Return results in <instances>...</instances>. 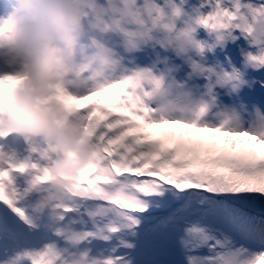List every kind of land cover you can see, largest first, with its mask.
I'll return each instance as SVG.
<instances>
[{
	"label": "snow or ice",
	"instance_id": "snow-or-ice-1",
	"mask_svg": "<svg viewBox=\"0 0 264 264\" xmlns=\"http://www.w3.org/2000/svg\"><path fill=\"white\" fill-rule=\"evenodd\" d=\"M142 3L109 83L70 97L99 152L81 179L95 197L64 219L103 264H264V0ZM16 79L0 68V89ZM16 147L0 169V264H63L66 234L20 198L52 156Z\"/></svg>",
	"mask_w": 264,
	"mask_h": 264
},
{
	"label": "clouds",
	"instance_id": "clouds-1",
	"mask_svg": "<svg viewBox=\"0 0 264 264\" xmlns=\"http://www.w3.org/2000/svg\"><path fill=\"white\" fill-rule=\"evenodd\" d=\"M146 22L142 0H9L0 18V68L18 77L0 89V169L19 160L11 140L46 147L52 156L44 182L25 174L20 198L47 230L66 234L63 264L104 261L82 247L85 237L64 219L68 206L95 197L81 179L99 152L68 110L78 103L70 97L105 87L124 59V38Z\"/></svg>",
	"mask_w": 264,
	"mask_h": 264
},
{
	"label": "bare ground",
	"instance_id": "bare-ground-1",
	"mask_svg": "<svg viewBox=\"0 0 264 264\" xmlns=\"http://www.w3.org/2000/svg\"><path fill=\"white\" fill-rule=\"evenodd\" d=\"M8 3H9V1H8ZM8 10H9V4L6 7L5 12L1 14L0 18H4L7 15Z\"/></svg>",
	"mask_w": 264,
	"mask_h": 264
},
{
	"label": "rangeland",
	"instance_id": "rangeland-1",
	"mask_svg": "<svg viewBox=\"0 0 264 264\" xmlns=\"http://www.w3.org/2000/svg\"><path fill=\"white\" fill-rule=\"evenodd\" d=\"M195 2V1H194Z\"/></svg>",
	"mask_w": 264,
	"mask_h": 264
}]
</instances>
